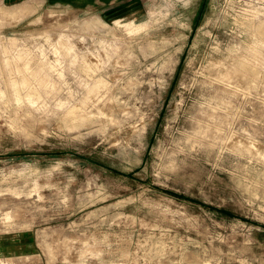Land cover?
<instances>
[{
	"label": "rangeland",
	"instance_id": "1",
	"mask_svg": "<svg viewBox=\"0 0 264 264\" xmlns=\"http://www.w3.org/2000/svg\"><path fill=\"white\" fill-rule=\"evenodd\" d=\"M263 28L264 0H0V264H264Z\"/></svg>",
	"mask_w": 264,
	"mask_h": 264
},
{
	"label": "bare ground",
	"instance_id": "2",
	"mask_svg": "<svg viewBox=\"0 0 264 264\" xmlns=\"http://www.w3.org/2000/svg\"><path fill=\"white\" fill-rule=\"evenodd\" d=\"M53 13V12H52ZM151 21V20H150ZM115 22H116V25H123V26H125L129 31H131L132 32V29H137V28H139L140 26H142V24H143V22L141 23V22H138V23H136V22H133L132 20H130V21H123V20H119V19H115ZM154 22V21H153ZM145 23V22H144ZM144 25V24H143ZM145 26H147V24L146 25H144V28H145ZM262 27V26H261ZM141 29H142V27H141ZM264 29V28H263ZM125 30V29H124ZM128 30H125V31H127V33H130ZM138 31V30H137ZM143 31V30H142ZM260 32V31H259ZM263 31H261V33H262ZM132 33H134V31L132 32ZM68 45H66V47H67ZM65 47V48H66ZM73 47V46H72ZM68 48V47H67ZM69 48H70V46H69ZM57 50V49H56ZM68 51V50H67ZM72 52H74V51H72ZM17 54H19V53H17ZM24 54V53H23ZM73 54V53H72ZM15 58V57H14ZM20 58H23V56H20ZM13 59V58H12ZM17 59V58H16ZM20 60V59H19ZM7 61V60H6ZM25 61V60H24ZM39 61V60H38ZM41 61V60H40ZM47 61V60H46ZM13 62V61H12ZM17 62V61H16ZM33 62L34 63H36V61H34L33 60ZM44 62V61H43ZM48 63H49V61H47ZM9 63V62H8ZM11 63V62H10ZM14 63V62H13ZM27 63H30V62H27ZM24 64H26L25 62H24ZM42 64V63H41ZM41 64H38L35 68H32V70H29V69H31L30 67H29V69H28V66H25V70H26V72L24 73L23 72V77H22V82L20 83V84H22V83H24V84H27L28 83V80H29V77H32V78H34V79H37V80H39L40 82H42L43 84L44 83H46V82H48V74L50 73H48L47 75H46V72H45V70H46V68L44 69V66H42ZM50 64V63H49ZM7 65V64H6ZM9 65V64H8ZM30 66V65H29ZM47 66V65H46ZM45 66V67H46ZM34 67V66H33ZM49 67V66H48ZM54 66H52V68H53ZM51 68V69H52ZM11 70V69H10ZM24 70V71H25ZM48 70H50V68L48 69ZM28 72V73H27ZM61 72V71H60ZM50 75V74H49ZM7 78V77H6ZM18 79V78H17ZM33 79V80H34ZM8 80H11V79H8ZM19 80V79H18ZM31 80V79H30ZM15 81V80H14ZM17 82V81H16ZM31 82V81H30ZM53 82V81H52ZM8 83V82H7ZM10 83V82H9ZM15 82H12V84L15 86V89H16V86L17 85H15L14 84ZM19 83V82H18ZM12 84H11V86H12ZM42 84V85H43ZM48 84V83H47ZM9 85V84H8ZM28 85H29V83L27 84V88H28ZM45 85V84H44ZM50 85V84H49ZM26 86V85H25ZM24 86V87H25ZM32 86V85H31ZM47 86V85H46ZM51 86V85H50ZM55 87V86H54ZM93 87L95 88V89H98L97 87H98V85H96V84H93ZM10 88H12V87H10ZM39 88H40V86H39ZM44 88V87H43ZM18 89V88H17ZM42 88H40V90H41ZM30 90V89H29ZM15 91V90H14ZM43 91V90H42ZM2 92V91H1ZM12 92H13V89H12ZM19 92V91H18ZM17 92V93H18ZM1 94V93H0ZM14 95V94H13ZM18 95H20V94H18ZM17 95V96H18ZM15 98H17L16 96H15ZM73 114V113H72ZM74 115H76L75 114V112H74V114H73V116Z\"/></svg>",
	"mask_w": 264,
	"mask_h": 264
}]
</instances>
